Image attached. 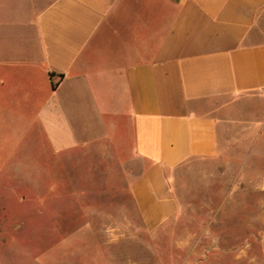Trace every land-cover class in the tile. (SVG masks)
Instances as JSON below:
<instances>
[{"label":"crops","instance_id":"0c3cea01","mask_svg":"<svg viewBox=\"0 0 264 264\" xmlns=\"http://www.w3.org/2000/svg\"><path fill=\"white\" fill-rule=\"evenodd\" d=\"M254 99L264 0H0L1 132L10 147L32 140L52 192L54 172L77 166L112 199L123 186L131 205L92 215L125 242L136 219L169 228L174 172L215 157L225 112Z\"/></svg>","mask_w":264,"mask_h":264},{"label":"rangeland","instance_id":"374dc122","mask_svg":"<svg viewBox=\"0 0 264 264\" xmlns=\"http://www.w3.org/2000/svg\"><path fill=\"white\" fill-rule=\"evenodd\" d=\"M224 119L216 156L174 172L178 212L169 228L147 234L136 219L134 244L121 226L103 233L92 215L131 205L123 186L112 199L96 171L77 166L54 172L52 192L32 140L10 147L0 129V264H264V99L242 101Z\"/></svg>","mask_w":264,"mask_h":264}]
</instances>
